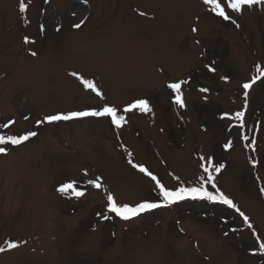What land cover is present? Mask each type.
I'll return each instance as SVG.
<instances>
[{
	"label": "rangeland",
	"instance_id": "374dc122",
	"mask_svg": "<svg viewBox=\"0 0 264 264\" xmlns=\"http://www.w3.org/2000/svg\"><path fill=\"white\" fill-rule=\"evenodd\" d=\"M23 2L21 11V0H0V125L15 121L0 130L37 136L0 154V246L20 244L0 264H264V8L229 10L224 20L203 0ZM254 76L245 109L242 85ZM178 81L185 108L167 87ZM138 98L153 114L127 113L119 129L109 117L38 123L106 104L122 113ZM241 110L243 129L234 119ZM209 158L225 165L216 184L252 228L206 200L128 221L108 211L105 189L121 204L162 199L134 165L168 188L192 187ZM95 178L100 189L88 184ZM73 180L83 197L58 191Z\"/></svg>",
	"mask_w": 264,
	"mask_h": 264
},
{
	"label": "snow or ice",
	"instance_id": "6c2138e0",
	"mask_svg": "<svg viewBox=\"0 0 264 264\" xmlns=\"http://www.w3.org/2000/svg\"><path fill=\"white\" fill-rule=\"evenodd\" d=\"M203 3L205 5H211L212 11L219 17L223 18L224 20H232L231 13L240 14L242 15L245 11V9H251L255 6H261L264 8V0H203ZM27 8V5L21 0L20 9L21 11H24ZM75 15V13H73ZM141 15H145V13H141ZM83 22V21H82ZM81 22V23H82ZM235 23V21H232ZM76 28L81 27V24L78 23L74 25ZM43 29V26H41ZM239 27V25H237ZM59 30V29H57ZM194 32L197 31L196 28L192 29ZM25 42H28L27 37L25 38ZM33 56L36 55L35 52L32 53ZM211 71H215V68H211ZM259 70V69H258ZM73 76H78L77 73H72ZM264 75V73H262ZM78 79H80L83 83V85L90 89L92 92H94L97 96H99L101 99H104L103 92L99 89V87L94 83L93 80L85 79L83 76H78ZM227 79V78H225ZM259 79L258 76L252 77L250 82L244 83L242 85V88L244 89V98H245V109L247 107V98H248V90H250L254 83ZM186 81H178L169 83L167 87L172 90L174 93V102L179 108H185V100H184V94L181 90L182 85L185 84ZM200 91L207 92V88H201ZM134 110H139L142 113L146 114H153V108L150 105V102L147 98H138L134 100L132 103L128 104L126 107L121 110L118 109L115 105H104L101 109L97 110L95 108L87 109V110H79V111H69L67 113H57V114H51L44 117L43 121H38V123H53V122H59V121H71L74 119H80V118H86V117H109L111 120V123L115 125L117 129L122 128L128 121H127V113H130ZM245 110L237 111L235 112L234 119L239 122V127L241 129L244 128V120H245ZM225 118H229L228 113H224ZM15 121L9 120L8 122H5L3 125H0V129H7L12 124H14ZM37 136V132L35 131H28L23 134H14V135H6L2 130H0V154H7L8 148L6 146H19L26 141H29L31 138ZM245 141L249 140V137L247 135H244L242 137ZM249 147L254 148V143H249ZM226 148L232 147V142L229 141L225 144ZM201 160H205V157H201ZM254 164L257 163V161H253ZM139 169L140 172L146 174L149 176L156 185V188L159 191L160 196L162 197L159 201H143L140 203H137L135 205H130L127 203H118L115 196L107 192V208L108 211L111 213H114L119 218L128 221L132 220L138 216H140L142 213L150 212L155 209L168 207L172 204H176L181 201L185 200H206V201H212L216 203H220L223 205H227L228 207L234 209L239 215L243 218V222L248 224L249 228H252L253 225L250 222V218L245 215L243 211L237 206L234 201L229 198L228 195H226L223 191L220 190V188L216 184V176L214 173H219L224 167V164L214 165L212 160L209 158L207 160V166L204 164L201 165L203 168V171L206 175H201L199 177V182L196 186L187 187V186H179L176 188H168L166 187L160 179L154 175L146 166L144 165H134ZM177 180H179V177H176ZM88 184L92 185L93 187L100 189L102 187V184L99 181V178L95 179H89ZM211 186V188L214 190H210L208 186ZM261 192H264V187H262ZM59 192L62 194L65 193H71L77 198L83 197L86 193L85 190H82L77 187L76 181H71L65 184H62L60 188L58 189ZM108 216H104V219H108ZM259 239V237H257ZM20 247V244L16 241L9 240L6 242V247L0 246V253L17 249ZM259 251L264 252V241H261L258 245Z\"/></svg>",
	"mask_w": 264,
	"mask_h": 264
}]
</instances>
